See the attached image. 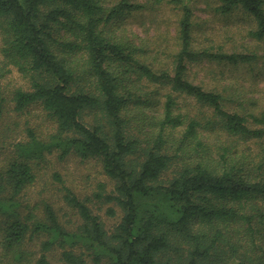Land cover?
I'll list each match as a JSON object with an SVG mask.
<instances>
[{"label":"trees","instance_id":"obj_1","mask_svg":"<svg viewBox=\"0 0 264 264\" xmlns=\"http://www.w3.org/2000/svg\"><path fill=\"white\" fill-rule=\"evenodd\" d=\"M174 3L173 44L162 47L116 32L120 19L153 6L0 0V73L14 69L26 82L13 90L12 110L39 106L55 126L0 147V264H264V109L229 110L220 90L188 76L192 63L256 56L195 48L192 12ZM236 9L264 42V0H220L217 11ZM3 116L0 106V126ZM52 154L99 162L112 186L93 195L118 215L111 230L94 198L68 188L60 199L71 227L52 204L37 213L38 203L24 201Z\"/></svg>","mask_w":264,"mask_h":264},{"label":"rangeland","instance_id":"obj_2","mask_svg":"<svg viewBox=\"0 0 264 264\" xmlns=\"http://www.w3.org/2000/svg\"><path fill=\"white\" fill-rule=\"evenodd\" d=\"M132 1L157 9L153 13L144 11L130 17L125 16L117 22L119 32H116L133 42L139 43L140 39L148 42L161 41L162 47L167 45L171 47L172 37L181 14L180 7L176 6L174 0ZM181 2L192 12V38L195 48L209 52L256 56L255 62L249 64L192 63L188 66L189 79L205 89L220 90L227 99L229 110H237L248 116V113L257 114L264 109V42L249 36V31L255 26L253 18L241 9L226 15L221 14L217 11L220 0H181ZM160 58L164 60V56ZM2 73L3 75L0 73V106L4 116L3 124L0 126V140L4 145L0 144V147L4 150L15 138L17 140L24 138L28 128L40 135L51 133L55 126L39 106H31L22 113L12 110L10 100L13 90L26 88V82L14 69ZM4 159L5 155H0V165H3ZM36 175V181L23 196L24 201H28L31 206L38 203L37 213L41 212L44 202L52 204L61 221H69L66 224L68 227L75 225L76 218L62 206L60 198L64 193L63 188L70 189L79 197L94 198V192H97L101 185L105 186L106 192L112 186L109 178L102 173L99 162L94 159L82 161L73 155L63 160H60L56 154L49 155L45 162L38 166ZM57 176L60 179H57ZM93 201L96 206L95 211L101 216L105 228L111 230L118 221V215L111 218L105 212L107 205L99 208V199L94 198ZM2 226L0 223V238L3 233Z\"/></svg>","mask_w":264,"mask_h":264}]
</instances>
